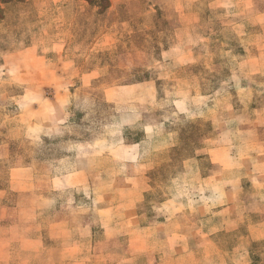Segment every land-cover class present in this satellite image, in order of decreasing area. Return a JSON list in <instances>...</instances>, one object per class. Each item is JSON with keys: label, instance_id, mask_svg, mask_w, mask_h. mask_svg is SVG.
<instances>
[{"label": "rangeland", "instance_id": "rangeland-1", "mask_svg": "<svg viewBox=\"0 0 264 264\" xmlns=\"http://www.w3.org/2000/svg\"><path fill=\"white\" fill-rule=\"evenodd\" d=\"M255 52L264 58V0H0V239L16 224L41 239L35 264H83V221L93 244L105 237L86 196L113 190L134 162L153 167L138 175L146 213L168 193L201 196L212 167L201 140L233 157L244 147L235 119L250 113L227 102L240 108L255 84L264 104ZM86 169L103 186L83 184ZM259 187L239 177L228 185L239 198H210L209 220L186 213L214 244L207 264H264V239L241 240L264 215ZM141 190H114L115 202Z\"/></svg>", "mask_w": 264, "mask_h": 264}, {"label": "crops", "instance_id": "crops-1", "mask_svg": "<svg viewBox=\"0 0 264 264\" xmlns=\"http://www.w3.org/2000/svg\"><path fill=\"white\" fill-rule=\"evenodd\" d=\"M255 60L259 64H264V58L256 52ZM204 61L208 62L207 58H204ZM238 77L239 79L247 78L242 74ZM255 86L252 84V86H247L248 88L240 89L243 94H250L247 97L249 99L240 104V108L234 109L232 104L227 102L229 112L250 113V117L241 118L240 115V118L235 119L237 125L235 132L238 135L236 138L244 146L242 152H236L233 157L231 150L226 146L215 145L212 136L201 140L203 144L198 148H207L209 162L212 165L202 180L204 184L209 182L211 187L206 189L200 186L202 191L198 193H201V196L193 194L185 201L168 193L167 198L161 200L154 210L146 213L147 211L140 209V206L145 204L144 191L146 188L143 187V179L138 175H140V168H145L149 176L153 167L147 169L140 162L130 164V168L131 165H136L135 169L138 170L136 173H126L119 169L115 171V180L118 177L117 181L122 183L115 185L112 182L110 187L113 190L106 192L102 189L86 196L88 201L85 204H92V209L96 210L97 228L99 227L105 237L102 241L99 240L97 245L93 244V231L89 226L91 223L83 221V237L80 240L82 242L76 248L77 255L83 264H207L205 262L207 257L216 253L212 251L214 244L210 235L199 226L198 220L195 221L196 225L194 224L196 230H193V224L185 221L186 218L190 221L186 213L201 214L203 210L201 216L204 215V219L209 220L210 214L205 209L211 208L210 198L222 200L235 196L234 200H237L241 191L231 190L228 185L239 181V177L242 176L257 182L260 186L259 191L264 190L261 188L264 185V104L259 101ZM192 89L196 92L195 87L192 86ZM214 120L212 118L213 127ZM189 157L191 158L188 160L193 161L194 156ZM235 172L242 175L233 174ZM83 184H90L91 188L103 186L100 176L87 169L83 170ZM126 188L132 190L142 188V190L137 200L123 206L115 202L113 192ZM207 190H210L212 194L210 195ZM102 197L103 200H101ZM219 211L224 214L225 208ZM230 220L232 218L223 219V222L228 223ZM55 232L58 236H65L69 229H58ZM244 239L254 241L264 239V215L256 224L250 226L245 238L241 237V240ZM40 240V237L25 238L20 234L16 224H10L7 226V232L0 239V261L35 264L32 262L33 256L43 250L39 247ZM62 243L63 245L69 244L65 239Z\"/></svg>", "mask_w": 264, "mask_h": 264}]
</instances>
